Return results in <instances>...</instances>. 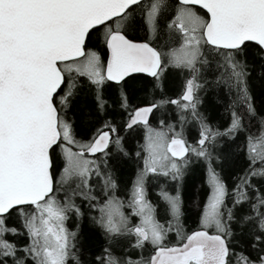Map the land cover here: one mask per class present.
I'll use <instances>...</instances> for the list:
<instances>
[{
  "label": "snow or ice",
  "instance_id": "obj_1",
  "mask_svg": "<svg viewBox=\"0 0 264 264\" xmlns=\"http://www.w3.org/2000/svg\"><path fill=\"white\" fill-rule=\"evenodd\" d=\"M0 264H264V0H0Z\"/></svg>",
  "mask_w": 264,
  "mask_h": 264
},
{
  "label": "trees",
  "instance_id": "obj_2",
  "mask_svg": "<svg viewBox=\"0 0 264 264\" xmlns=\"http://www.w3.org/2000/svg\"><path fill=\"white\" fill-rule=\"evenodd\" d=\"M193 218H194V217H193ZM191 223H192V221L190 220V221H189V224L191 225Z\"/></svg>",
  "mask_w": 264,
  "mask_h": 264
}]
</instances>
